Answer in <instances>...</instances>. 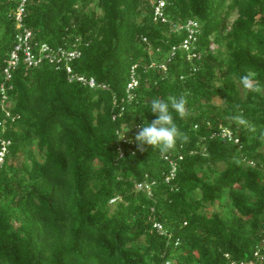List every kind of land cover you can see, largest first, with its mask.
Wrapping results in <instances>:
<instances>
[{"label":"trees","instance_id":"1","mask_svg":"<svg viewBox=\"0 0 264 264\" xmlns=\"http://www.w3.org/2000/svg\"><path fill=\"white\" fill-rule=\"evenodd\" d=\"M165 1L167 22L153 20L150 0H26L32 40L57 47L80 37L71 65L99 86L22 58L6 82L0 264H231L264 245V0ZM17 4L0 0V84ZM189 19L199 23L193 56L177 49L167 61L186 37L170 24ZM133 65L138 84L129 99ZM244 75L253 89L240 83ZM180 95L187 115H172L188 141L166 153L140 151L137 132L157 118L152 99ZM221 127L239 143L219 136ZM165 154L177 166L170 182ZM142 180L152 183L150 197L134 189Z\"/></svg>","mask_w":264,"mask_h":264},{"label":"built area","instance_id":"2","mask_svg":"<svg viewBox=\"0 0 264 264\" xmlns=\"http://www.w3.org/2000/svg\"><path fill=\"white\" fill-rule=\"evenodd\" d=\"M165 0H150L151 7H152V16L153 20L157 21L160 20L162 22H167V18L164 15V6H165ZM25 3L26 0H18V4L16 7L11 11V16L14 19L16 28L18 29L14 36V44L12 49L9 51L8 56L5 60V65L3 67V83L0 84V94H1V107L3 109H6L7 107V101H8V94L7 90L11 89V85H7V81H9L12 77L13 70L16 69L18 66V63L20 61V58L23 59V62L26 63L28 66H36L40 64L43 60H47L49 63L53 64L55 66V69H63L66 73V78L69 82H79L83 85H88L90 87L99 86V84H96L95 79L93 77H87L84 74L77 73L73 70V67L71 63L75 61L77 58L81 55L80 50V44H81V38L76 37L74 40L59 45L57 47H50L46 42H37L32 40V32L30 29L24 26L23 24V15L25 11ZM170 29L173 32H180L185 31L186 37L181 40V42L177 45H172L170 47V51L167 54V61H169L173 55L175 54V51L177 49H181L186 52L187 58H190L193 56V53L191 50L194 48V41L196 39L195 34L199 30V23L196 20L189 19L184 23L179 24H170ZM33 41V42H32ZM143 41H145V38H143ZM150 66H156L159 67L162 70L166 69V64L164 62L162 63H156L152 62ZM134 67L133 65L131 67V73H130V80L126 85V93L127 97L131 99L133 97V89L138 84V79L135 76L134 73ZM5 113L7 116L10 115V112L8 110H5ZM0 125H3V122L0 121ZM139 128V126H137ZM219 136L222 138H226L229 141H233L234 143L238 144L239 139L234 136L233 132L227 128V127H221L218 132H216ZM215 134V133H214ZM120 138L123 139L122 141H126L130 144H133L131 140H128L124 137L123 134L120 135ZM120 139V140H121ZM10 141L6 139H2L0 141V164L4 160V155L7 152V145H9ZM118 151L119 156L122 155L121 152V145H118ZM191 152H196L191 151ZM171 155L165 154L163 156L164 159L169 161L170 169L168 173L164 174V181L170 182L175 178L176 175V161L174 159H171ZM249 164H253L252 161H249ZM152 183L149 180H142L137 181L134 183V189L137 191H143L147 194L148 197L152 195ZM116 198L110 199V203L114 202ZM151 211H153V208H151ZM152 227L159 233L163 234L165 236L170 237L171 233H169L164 227L162 222L156 219H152ZM178 244V240H175L174 245ZM264 250V245H261V248H258L254 251V259H251L249 261H231V264H256L257 261L264 260V254L261 252ZM227 256V254L225 255ZM166 264H169V261L165 262Z\"/></svg>","mask_w":264,"mask_h":264},{"label":"clouds","instance_id":"3","mask_svg":"<svg viewBox=\"0 0 264 264\" xmlns=\"http://www.w3.org/2000/svg\"><path fill=\"white\" fill-rule=\"evenodd\" d=\"M240 83L243 87L253 89L252 81L248 75L240 77ZM187 98L184 95L170 96L165 99L159 97L152 99L150 111L157 117L150 123H144L135 136L137 148L140 151L145 150V146L158 149L161 153L172 150L177 141L187 142L188 135L178 128L172 115L174 111L181 119L187 115ZM237 123L246 124L242 116L231 117Z\"/></svg>","mask_w":264,"mask_h":264},{"label":"rangeland","instance_id":"4","mask_svg":"<svg viewBox=\"0 0 264 264\" xmlns=\"http://www.w3.org/2000/svg\"><path fill=\"white\" fill-rule=\"evenodd\" d=\"M95 3H96V2L93 1L92 8H93L94 10H96L97 13H100V10H99V8H97V6H96ZM222 167H223L222 164L218 165V169H221ZM115 201H116V199H115ZM115 201H114V202H115ZM114 202H112V203H114Z\"/></svg>","mask_w":264,"mask_h":264}]
</instances>
